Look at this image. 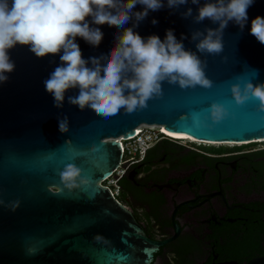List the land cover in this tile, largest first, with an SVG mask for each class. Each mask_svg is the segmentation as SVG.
I'll list each match as a JSON object with an SVG mask.
<instances>
[{
  "label": "water",
  "instance_id": "95a60500",
  "mask_svg": "<svg viewBox=\"0 0 264 264\" xmlns=\"http://www.w3.org/2000/svg\"><path fill=\"white\" fill-rule=\"evenodd\" d=\"M164 2L165 7L150 10L134 29L141 37L157 35L163 40L166 30L173 29L178 40L181 34L188 37L183 40L186 50L196 51L191 33L218 27L207 19L197 24L182 17L188 8L193 16L198 14L191 0L174 9ZM204 2L200 0V5ZM142 10L139 4L134 8ZM256 16L264 17V0H254L249 7V21L242 31L229 23L219 55L197 53L207 61L205 73L212 87L181 89L164 82L162 96L149 100L146 108L131 114L121 110L107 118L69 104L68 96L77 95L78 89L66 93L62 108L54 106L44 81L60 64L59 55L37 58L21 45L9 50L15 69L0 84V201L4 202L0 203V264H153L154 255L174 241L180 229L174 225L171 237L149 239L130 211L100 184L119 165L117 139L133 136L142 124L201 142L248 144L264 139L259 100L250 96L236 104L230 87L239 83L243 88L247 81L264 83V45L249 31ZM99 27L104 35L98 47L76 40L84 59L107 55L114 46L118 29ZM125 27H132V22ZM213 102L229 111L219 123L210 119ZM65 116L69 131L61 133L58 121ZM93 147L96 151H91ZM69 163L81 168L88 184L72 190L64 187L60 172ZM13 201H19L15 211L7 207ZM247 264H264V257Z\"/></svg>",
  "mask_w": 264,
  "mask_h": 264
},
{
  "label": "clouds",
  "instance_id": "9594fccd",
  "mask_svg": "<svg viewBox=\"0 0 264 264\" xmlns=\"http://www.w3.org/2000/svg\"><path fill=\"white\" fill-rule=\"evenodd\" d=\"M189 0H166L170 9L187 5ZM198 9L181 13L191 17L194 23L205 19L217 24L216 28L197 29L191 33L196 51L186 50L181 34L178 40L173 29H167L162 40L157 35L141 37L135 28L149 14L165 7L164 0H0V84L8 81V73L15 69L9 50L17 45L28 46L37 57L59 55L60 64L44 81L46 91L53 96L54 106L62 108L66 93L78 89V94L68 96V103L93 110L97 115L110 117L121 110L131 114L146 108L151 99L162 96V84L178 85L181 89L212 87L206 76L207 61L200 54L219 55L223 51V34L229 23L241 29L248 24V9L254 0H191ZM142 11H134L135 6ZM90 18V19H89ZM132 27H125L129 22ZM153 24L157 21L153 19ZM116 27L114 46L107 55L84 59L76 42L83 39L92 47H98L104 33L99 26ZM250 34L264 45V17L251 20ZM90 65V66H89ZM231 94L236 104H243L249 97L259 100V111L264 112V83L232 84ZM210 119L219 123L229 116L228 109L213 102ZM59 131H69L65 116L58 121ZM91 151H96L93 147ZM74 163L65 165L60 179L68 190L89 183ZM0 203H4L0 201ZM7 207L15 211L19 201ZM97 239H101L97 237Z\"/></svg>",
  "mask_w": 264,
  "mask_h": 264
},
{
  "label": "flooded vegetation",
  "instance_id": "af4514ba",
  "mask_svg": "<svg viewBox=\"0 0 264 264\" xmlns=\"http://www.w3.org/2000/svg\"><path fill=\"white\" fill-rule=\"evenodd\" d=\"M120 186L119 203L149 239L169 238L179 226L153 264H247L264 257V143L161 140ZM187 234L189 251L174 243Z\"/></svg>",
  "mask_w": 264,
  "mask_h": 264
},
{
  "label": "built area",
  "instance_id": "2783aa9c",
  "mask_svg": "<svg viewBox=\"0 0 264 264\" xmlns=\"http://www.w3.org/2000/svg\"><path fill=\"white\" fill-rule=\"evenodd\" d=\"M157 125L142 124L135 129V134L131 137H119L117 141L120 143L121 159L118 167L113 173L104 179L100 184L109 189L111 195L118 200L121 193L120 181L127 174L130 167L142 162L150 149H152L159 141L167 140L171 142H179L170 138L162 127ZM189 141V140H187ZM190 142V141H189ZM195 143V142H192ZM262 142H250L248 144H259ZM196 144V143H195ZM198 144V143H197ZM244 144V145H248ZM213 145V144H211ZM238 146H242L238 145Z\"/></svg>",
  "mask_w": 264,
  "mask_h": 264
},
{
  "label": "bare ground",
  "instance_id": "6f19581e",
  "mask_svg": "<svg viewBox=\"0 0 264 264\" xmlns=\"http://www.w3.org/2000/svg\"><path fill=\"white\" fill-rule=\"evenodd\" d=\"M160 128V127H159ZM163 128V127H162ZM164 131V130H163ZM165 132V131H164ZM170 138H173V139H177V140H189L190 142H195V143H203V144H213V145H230V146H234V145H241V144H245V143H235V142H222V143H215V142H201V141H198V140H194L192 138H188L186 136H180V137H176V136H173V135H170L168 133H166ZM264 141V139L262 140H253L251 142H262Z\"/></svg>",
  "mask_w": 264,
  "mask_h": 264
},
{
  "label": "rangeland",
  "instance_id": "374dc122",
  "mask_svg": "<svg viewBox=\"0 0 264 264\" xmlns=\"http://www.w3.org/2000/svg\"><path fill=\"white\" fill-rule=\"evenodd\" d=\"M185 141V140H184ZM197 144V143H196ZM199 144V143H198ZM204 145L203 143H200ZM207 146H211L210 144H205ZM214 146H220V145H214ZM222 146V145H221ZM227 146V145H226ZM230 146V145H228ZM186 234V233H185ZM189 234L181 235L174 243L178 245V247L185 248L187 251L191 250V247L193 245V240L189 238ZM155 264H161L158 260Z\"/></svg>",
  "mask_w": 264,
  "mask_h": 264
},
{
  "label": "trees",
  "instance_id": "16d2710c",
  "mask_svg": "<svg viewBox=\"0 0 264 264\" xmlns=\"http://www.w3.org/2000/svg\"><path fill=\"white\" fill-rule=\"evenodd\" d=\"M247 241V240H246Z\"/></svg>",
  "mask_w": 264,
  "mask_h": 264
}]
</instances>
